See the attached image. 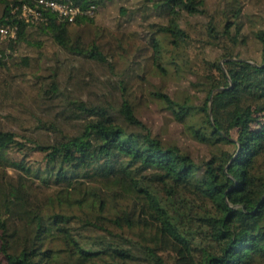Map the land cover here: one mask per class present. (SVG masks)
<instances>
[{"label":"trees","instance_id":"1","mask_svg":"<svg viewBox=\"0 0 264 264\" xmlns=\"http://www.w3.org/2000/svg\"><path fill=\"white\" fill-rule=\"evenodd\" d=\"M64 1L94 14L0 0V105L32 93L0 121V264H264V0ZM153 101L207 153L154 134Z\"/></svg>","mask_w":264,"mask_h":264},{"label":"rangeland","instance_id":"2","mask_svg":"<svg viewBox=\"0 0 264 264\" xmlns=\"http://www.w3.org/2000/svg\"><path fill=\"white\" fill-rule=\"evenodd\" d=\"M116 14L117 8L112 4L109 5L107 10L104 11L99 18V27H103V29H106L107 31L114 29L115 26H113V19L115 18ZM45 47V54L47 55V57H49V60L43 61V72L44 68L48 66H60V68L62 69L61 76L63 80V77H67V73L70 68L67 66L71 59L64 52L59 51V49H57L51 43H46ZM32 51H34V49H32ZM76 64L79 66H84L85 69H89V66L84 64L83 62L77 61ZM34 68L35 71H38L40 69L39 66L36 67L35 65ZM12 71L14 73H17L19 70L13 67ZM28 78H32V76H29ZM102 78L104 80L105 77ZM15 88L16 91L13 90L12 94H10V100L7 103L8 106L0 105V108H6V110L1 109L0 121L7 122V120H5V117L6 114H8L9 112H13V109L11 108H28L30 106L29 98H31L30 96L32 93L29 92L31 91V88L26 85V83L24 82V78H20V81L17 83ZM171 88L174 89L175 86L171 85ZM17 92L25 94L24 98L20 99V102H18L19 95L17 94ZM24 99H26V101H24ZM22 104H24L25 107ZM164 108L165 105L161 102H146L140 109L138 115L142 122H144L146 126H148L154 132V134L159 135L164 141L173 143L177 142L183 144L187 146V148L195 156L205 155L207 153L205 147L196 140V138L190 133V131L185 126L181 125V123L177 121L176 118L169 112H167ZM16 114H18V111L16 112Z\"/></svg>","mask_w":264,"mask_h":264},{"label":"built area","instance_id":"3","mask_svg":"<svg viewBox=\"0 0 264 264\" xmlns=\"http://www.w3.org/2000/svg\"><path fill=\"white\" fill-rule=\"evenodd\" d=\"M49 10L58 15L62 19H66L70 22H74L76 18L81 16H92L95 11V7L92 6L89 9H82L76 6L72 2L64 0H26V3L22 6L21 17L27 22H34L39 18L42 19V10ZM19 8H16L13 13H16ZM17 36V27L7 25L0 27V38L2 40H14Z\"/></svg>","mask_w":264,"mask_h":264},{"label":"water","instance_id":"4","mask_svg":"<svg viewBox=\"0 0 264 264\" xmlns=\"http://www.w3.org/2000/svg\"><path fill=\"white\" fill-rule=\"evenodd\" d=\"M211 101H212V98H211ZM211 116H212V113H211Z\"/></svg>","mask_w":264,"mask_h":264}]
</instances>
